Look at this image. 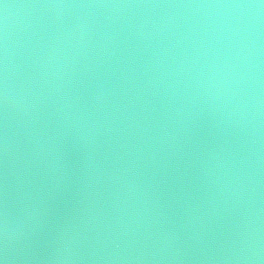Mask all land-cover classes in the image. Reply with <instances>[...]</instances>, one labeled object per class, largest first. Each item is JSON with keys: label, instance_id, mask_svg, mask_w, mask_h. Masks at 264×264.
Segmentation results:
<instances>
[{"label": "water", "instance_id": "water-1", "mask_svg": "<svg viewBox=\"0 0 264 264\" xmlns=\"http://www.w3.org/2000/svg\"><path fill=\"white\" fill-rule=\"evenodd\" d=\"M0 264H264V0H0Z\"/></svg>", "mask_w": 264, "mask_h": 264}]
</instances>
